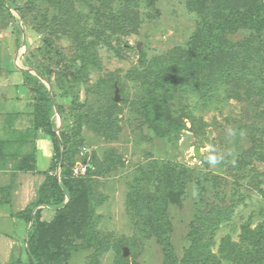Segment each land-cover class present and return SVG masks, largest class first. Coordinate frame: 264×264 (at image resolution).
<instances>
[{
    "label": "trees",
    "instance_id": "obj_1",
    "mask_svg": "<svg viewBox=\"0 0 264 264\" xmlns=\"http://www.w3.org/2000/svg\"><path fill=\"white\" fill-rule=\"evenodd\" d=\"M7 1L0 0V16L6 13L8 20L13 19L10 12L13 8L23 24L42 35V44L38 47L40 58L36 55L32 67L51 87H57L59 97L72 96L73 105L68 114L56 101L55 94H50L42 81L25 71L32 93L27 103L31 107L29 125L24 131L17 130L14 121L19 119L18 115L14 113L6 118L4 136L0 138V161L7 154L18 156L36 134L44 135L52 145L50 164L42 172L44 180L35 200L14 214L26 223L25 254L24 259L16 258L10 264H59L78 248H94L100 254L106 248L95 230L94 201L97 196L99 199L96 178L108 174L123 162V158L114 149L108 150L103 159L93 153L90 159L83 157L81 163L86 166L85 172L76 174L73 165L81 143L77 136L85 126L99 136L116 139L121 120L118 114L123 110L115 97L105 102L102 95V104L106 106L103 110L100 108L98 116L91 118L79 103L78 87L84 86L89 69L97 64L100 49L120 53L128 46L122 40L131 19L127 12L141 6L151 7L154 0H22V4L21 0ZM209 1L216 10L213 12H217L213 20L209 19L212 13ZM188 4L202 17V24L194 33L189 48L177 53L175 58L146 63L140 73L143 83V98L138 107L140 118L155 137L173 139L184 124L182 119L172 115V100H183V96L185 102L192 99L194 110L201 106L216 107L229 97L245 100L253 105L257 115L258 124L249 131L251 140L258 141L252 148L254 152V148L264 144V0H188ZM8 20L4 26H8ZM238 31H248L249 36L230 44L228 35ZM60 38L71 41V56L57 45L56 40ZM141 63H145L142 58ZM229 87L233 91L223 96L222 92ZM54 106L62 116H70L72 124L67 132L62 130L56 134ZM260 106L262 109L258 110ZM250 153L251 150L232 161L235 162L232 167L248 169ZM210 155H216L213 148L204 157L206 167ZM30 156L16 165L18 170L35 171L34 156ZM197 158L199 161H193L194 164L201 162ZM60 162L57 175L55 171ZM163 166L156 179V196L149 195L148 188L139 185L143 179H135L131 185L134 191L127 196V205L139 214V234L154 237L161 247L163 260L160 264H264V223L255 228L250 227L249 221L241 224L240 241L234 244L233 250L238 260L223 259L224 263L210 252L220 225L230 219L233 208L239 204L240 196L235 189L240 184L233 183L235 188L229 194L217 192L216 201H212L206 195L207 187L221 186L217 178L207 177L202 172L196 175L194 168L174 160ZM190 184L195 185L199 198L188 226V244L178 257L171 240L172 224L167 207L180 206ZM46 208L53 213L49 220L42 215ZM75 239L81 240L77 246L73 244ZM226 243L225 240L222 245ZM128 258L130 256L120 253L118 264H129Z\"/></svg>",
    "mask_w": 264,
    "mask_h": 264
},
{
    "label": "rangeland",
    "instance_id": "obj_2",
    "mask_svg": "<svg viewBox=\"0 0 264 264\" xmlns=\"http://www.w3.org/2000/svg\"><path fill=\"white\" fill-rule=\"evenodd\" d=\"M208 3L212 8L209 19L213 20L217 12H213L215 8L212 2ZM10 12L13 19L8 20L6 13L0 16V138L4 136L5 120L11 114L16 113L19 118L14 121L15 129L24 131L29 125L31 107L27 103L31 101L32 93L29 89L31 82H27L25 71L42 81L68 114L73 106L72 96L59 97L57 87H51L31 65L35 63L36 55L40 58L38 47L42 44V35L23 24L15 9L10 8ZM127 13L131 15V19L122 40L128 46L120 53L100 49L97 64H92L89 69L84 86L78 87L79 103L91 118L98 116L100 108L103 110L106 106L102 104V95L106 102L115 97L116 88L119 97L116 102H119L118 106L123 110L118 114L121 120L116 139L99 136L93 130L82 127L80 139L77 136L81 143L73 165L74 171L79 172L77 168L83 157L90 159L96 153V156L103 159V155L112 149L123 158V162L108 174L96 178L99 199L97 196L94 201L97 216L95 230L106 249L100 254L94 248L73 249L68 258L59 264H118L124 247L128 250L127 256H130L127 259L129 264L162 263L161 247L155 238L139 234V214L127 205V196L134 191L131 185L135 179H143L139 185L147 187L149 195L156 196L159 169L173 160L194 168L196 175L202 172L207 177L218 179L221 186L216 189L207 184L206 195L212 201H216L219 191L229 194L235 188L233 183L241 185L235 189L240 196V201H237L239 204L233 208L230 219L220 225L210 249L216 260L224 263L223 259L238 260L233 250L234 244L240 241L241 224L249 221L250 227L255 228L264 223V144L254 148L253 152L252 148L258 141L251 140L249 135L251 127L258 124L256 111L252 104L233 97L216 107L201 106L194 110L192 99L185 102L186 98L183 96V100L170 102L172 115L182 119L184 124L180 133L173 139L155 137L138 112L143 98L140 73L148 61H168L189 48L193 35L203 20L190 8L188 0H154L151 7L141 6ZM6 20L8 26H4ZM246 36H249L248 31H238L228 35L227 41L231 44ZM56 43L65 54H73L69 39L60 38ZM141 58L145 61L144 64L141 63ZM231 87L236 90L234 86ZM233 90L227 88L225 93L222 92L223 96ZM54 108L53 126L56 134L62 130L67 132L72 124L70 116H62L55 106ZM261 109L262 106L258 110ZM30 142L29 146L22 147L18 156L7 154L0 161V264H10L16 258L24 259L26 223L14 214L24 210L35 200L44 180L42 172L50 164L46 154L51 156V141L42 134H36ZM196 147L201 152L197 156L201 161L198 164H194L192 159ZM211 148L219 157V162L214 165L208 163L209 166L206 167L204 157ZM249 150L252 152L249 155V168L232 167L235 163L232 161ZM31 154L34 156L35 171L18 170L16 165L25 157L31 158ZM60 164L61 162L59 167ZM55 172L59 175L60 169L57 168ZM242 174L244 176L240 177ZM195 188L194 184L188 185L180 206L167 207V216L172 224L171 240L178 257L188 244V226L199 198ZM97 192L95 191L96 195ZM36 209L37 207L33 208V213ZM52 214L48 208L42 211L47 220ZM225 240L227 243L222 245ZM80 242V239H75L73 244L77 246ZM124 243L128 245H123Z\"/></svg>",
    "mask_w": 264,
    "mask_h": 264
},
{
    "label": "water",
    "instance_id": "obj_3",
    "mask_svg": "<svg viewBox=\"0 0 264 264\" xmlns=\"http://www.w3.org/2000/svg\"><path fill=\"white\" fill-rule=\"evenodd\" d=\"M138 49H139V48H138ZM115 100H116V101L119 100V97H118V89H117V88H116V90H115ZM194 154H195V156H200L201 152H200L199 148L196 147V148L194 149ZM61 164H62V163H61ZM61 164H60L59 169L61 168ZM127 254H128V250H127L126 247H124V248H123V255H124V256H127Z\"/></svg>",
    "mask_w": 264,
    "mask_h": 264
},
{
    "label": "built area",
    "instance_id": "obj_4",
    "mask_svg": "<svg viewBox=\"0 0 264 264\" xmlns=\"http://www.w3.org/2000/svg\"><path fill=\"white\" fill-rule=\"evenodd\" d=\"M193 161H199L198 160V158L195 156V157H193ZM77 169H79V172H75L76 174H79V173H84L85 172V170H86V166H85V164L84 163H80L79 165H78V168Z\"/></svg>",
    "mask_w": 264,
    "mask_h": 264
},
{
    "label": "clouds",
    "instance_id": "obj_5",
    "mask_svg": "<svg viewBox=\"0 0 264 264\" xmlns=\"http://www.w3.org/2000/svg\"><path fill=\"white\" fill-rule=\"evenodd\" d=\"M207 159H208V163L212 164V165H214V164L219 162V157L216 156V155H210Z\"/></svg>",
    "mask_w": 264,
    "mask_h": 264
},
{
    "label": "crops",
    "instance_id": "obj_6",
    "mask_svg": "<svg viewBox=\"0 0 264 264\" xmlns=\"http://www.w3.org/2000/svg\"><path fill=\"white\" fill-rule=\"evenodd\" d=\"M46 155H48V156H46V157H49V160H50V157H51V156H50L48 153H47Z\"/></svg>",
    "mask_w": 264,
    "mask_h": 264
}]
</instances>
